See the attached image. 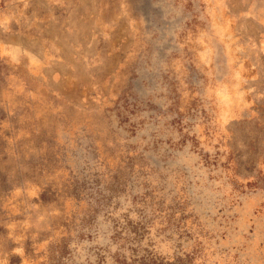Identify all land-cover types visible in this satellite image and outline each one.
<instances>
[{
  "label": "rangeland",
  "instance_id": "obj_1",
  "mask_svg": "<svg viewBox=\"0 0 264 264\" xmlns=\"http://www.w3.org/2000/svg\"><path fill=\"white\" fill-rule=\"evenodd\" d=\"M261 20L0 0V264H264Z\"/></svg>",
  "mask_w": 264,
  "mask_h": 264
},
{
  "label": "crops",
  "instance_id": "obj_2",
  "mask_svg": "<svg viewBox=\"0 0 264 264\" xmlns=\"http://www.w3.org/2000/svg\"><path fill=\"white\" fill-rule=\"evenodd\" d=\"M257 23H259V25L263 28V30H264V22H263V20H261V21H256ZM7 33H9V32H7ZM10 36L11 34H6V37H8V36ZM5 38V36L3 37V39ZM5 40V39H4ZM3 41V40H2ZM4 42V41H3ZM43 45V42L41 41V39H38L37 38V46L39 47L38 48V50L39 51H37V54H40L41 52H43V50H44V47L42 46Z\"/></svg>",
  "mask_w": 264,
  "mask_h": 264
}]
</instances>
